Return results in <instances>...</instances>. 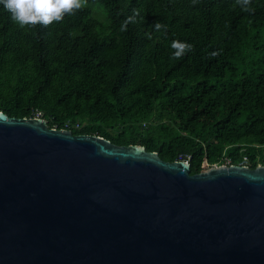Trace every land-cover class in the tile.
I'll return each instance as SVG.
<instances>
[{
  "label": "trees",
  "instance_id": "trees-1",
  "mask_svg": "<svg viewBox=\"0 0 264 264\" xmlns=\"http://www.w3.org/2000/svg\"><path fill=\"white\" fill-rule=\"evenodd\" d=\"M234 4L87 0L25 29L0 5V110L140 144L191 173L264 164V0L253 13ZM173 40L192 50L173 59Z\"/></svg>",
  "mask_w": 264,
  "mask_h": 264
},
{
  "label": "water",
  "instance_id": "water-1",
  "mask_svg": "<svg viewBox=\"0 0 264 264\" xmlns=\"http://www.w3.org/2000/svg\"><path fill=\"white\" fill-rule=\"evenodd\" d=\"M0 264H264V164L191 173L0 110Z\"/></svg>",
  "mask_w": 264,
  "mask_h": 264
},
{
  "label": "clouds",
  "instance_id": "clouds-1",
  "mask_svg": "<svg viewBox=\"0 0 264 264\" xmlns=\"http://www.w3.org/2000/svg\"><path fill=\"white\" fill-rule=\"evenodd\" d=\"M197 0H193L195 4ZM0 5L11 14L12 21L20 28H34L37 25L48 27L53 23L63 21L66 15H74L87 7V0H0ZM235 6L242 11L253 13L252 0H235ZM127 21L121 30L126 31ZM164 26L157 22L155 28L160 30ZM171 48L174 49L173 59L181 58L186 52L192 50V45L173 40Z\"/></svg>",
  "mask_w": 264,
  "mask_h": 264
},
{
  "label": "built area",
  "instance_id": "built-area-1",
  "mask_svg": "<svg viewBox=\"0 0 264 264\" xmlns=\"http://www.w3.org/2000/svg\"><path fill=\"white\" fill-rule=\"evenodd\" d=\"M36 116H41V115H40V113H37ZM67 125H68V124L66 123V124H65V128H67ZM76 127H78V125H76ZM227 163H228V162H226L225 164H227ZM238 164L249 165L248 157L244 155V156L242 157L241 161H240ZM258 164H260V163L257 162L256 165H258Z\"/></svg>",
  "mask_w": 264,
  "mask_h": 264
}]
</instances>
